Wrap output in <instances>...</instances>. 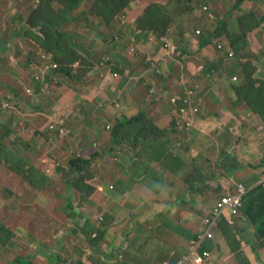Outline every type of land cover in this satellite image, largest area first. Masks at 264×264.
Returning a JSON list of instances; mask_svg holds the SVG:
<instances>
[{"label": "crops", "instance_id": "crops-1", "mask_svg": "<svg viewBox=\"0 0 264 264\" xmlns=\"http://www.w3.org/2000/svg\"><path fill=\"white\" fill-rule=\"evenodd\" d=\"M94 1L73 6L67 0L66 7L60 0H0V133H23L22 141L9 145L23 154L27 148L29 160L53 164L46 176L58 174L54 179L67 183L62 198L73 196L79 202L73 210L68 205L70 212H83L66 218L70 226L76 224L74 243L86 242L78 225L88 220L105 232L101 246L88 248L98 253L111 246L107 257L113 264H175L203 231V220L219 197L233 183L255 187L264 173V0H133L107 25L113 29L109 34L97 27L103 15L88 12ZM155 2L172 19L167 34L177 52L160 40L150 41L153 30L137 26ZM71 7V14L62 15ZM83 9L85 16L79 17ZM204 38L213 40L206 44ZM105 54L113 57L110 69L99 65ZM54 63L87 72L74 78L61 74L52 82ZM43 68L48 73L39 79ZM247 72L255 80L254 91L239 94ZM189 91L200 112L184 129L172 120L169 96L187 97ZM141 110L153 124L135 127L141 132L135 136L137 146L114 151L111 132L117 118ZM59 114L67 116L64 136L49 127L64 116ZM210 155L217 161H208ZM89 156L94 158L85 170L88 176L71 187V161ZM212 167L228 175L209 177ZM84 190L89 197L81 207ZM58 212L62 221L63 210ZM235 227L251 263L264 264V250L254 244V226L237 219ZM213 233L203 244L213 257L204 264H240L219 224ZM129 237L139 243L121 257L117 250Z\"/></svg>", "mask_w": 264, "mask_h": 264}, {"label": "rangeland", "instance_id": "rangeland-1", "mask_svg": "<svg viewBox=\"0 0 264 264\" xmlns=\"http://www.w3.org/2000/svg\"><path fill=\"white\" fill-rule=\"evenodd\" d=\"M119 19L122 21V16H119ZM196 32L199 33L201 31L196 30ZM51 36H54L53 33ZM112 63H113V58L107 68L110 69ZM158 72L160 74L165 73L163 69H159ZM42 73L43 71L39 73L41 77L43 76ZM47 73L48 72L44 73V77L46 76ZM115 75L118 76V74ZM182 80H185V77H182ZM184 97L185 96H182L181 94L178 93L172 94V102H173L172 120L174 119L176 121L175 124L177 126L185 129L190 127L194 122L193 114L191 113L192 110L194 108H198V111L196 112H200V106L192 97V91L188 92V96L186 98ZM173 98H176V101H173ZM181 101L183 102L184 105L180 104ZM100 105L101 106L106 105L105 101H102ZM116 105L118 108L123 109L121 107V103H117ZM182 106L185 107L184 111L181 110ZM59 115H64V116H61L57 122L53 121L51 123L55 128H57L56 132H59L60 134H62L61 136H64L65 134H67V128L64 126V122L67 116L65 114H59ZM188 122H191V125H188ZM107 126L109 129L111 128L109 124ZM61 128L64 129V132L61 131ZM23 136H25L23 133H16L14 135L6 137V134L0 133V137H3L0 140V144L4 145L5 147L6 144H10L11 142L17 144L18 140L22 141ZM15 151L21 152L23 154V149L21 148H17ZM24 151L25 152L23 156L27 158L26 160H28L27 148H24ZM217 155L219 156L218 153ZM217 159L218 158H215L213 155H210L208 157V161L210 162L212 161L216 162ZM30 161L31 164L35 165L37 168L40 169V167H42L45 170L44 171L43 169H40L42 173L48 172V170L53 167V164L48 162L41 163V161L39 159L37 160L36 158ZM15 162L17 163L18 160L16 159ZM16 163L2 160L1 151H0V219L4 218L3 220L13 228L14 230L13 237H15L14 238L15 243L13 245L10 244V246L7 245L0 247V264H12L14 257L18 255V253H21L27 257L29 256L30 258H32L33 264H54L50 260L49 258L50 256L48 257L46 253H48V255H51L53 253H58L55 250V248L60 246L61 249L64 248L62 253H64L66 249H68L70 252L69 255L67 254L63 255V260L65 262L67 261L66 263H70L72 261L71 264H80L78 261H82L80 257L84 255L85 256V260L83 258L84 264H113L107 257L108 248L107 250H105L102 247L101 250L98 251V253L96 252L93 253V251H91L88 248L90 245L87 242L81 243L83 247L81 246L80 243L76 244L73 242V240L77 236L75 231L76 224H72L70 226V223H68V219H66L68 218L70 212L66 201L68 200V198L66 197V195L65 198H62L64 195V190H66L67 183L63 181L61 177H59L58 179H54L58 175L55 174L54 178L49 177L51 183H49L44 188L38 187L33 183L31 179L23 175V173L16 167L18 166ZM213 169H215L213 172L208 173L209 177L228 175L225 172L224 174L221 172L224 170L219 169L218 172L216 168ZM227 172L230 173V170L227 169ZM236 185L237 183L235 185L233 183L231 185L232 187L229 188V190L234 189ZM49 187L51 191L53 190V193L49 191L50 190ZM61 189L63 191V194L58 193L57 195H55V193ZM46 190H48L49 193H47L48 191ZM54 190H56L55 193ZM207 191H211V190H207ZM16 202H19L18 211H16L17 210V207L15 206ZM78 202L79 201L77 199L76 200L73 199L74 205H77ZM206 205L211 207V205H213V202H208L206 200ZM23 207L25 210L24 212H22ZM60 209L63 210V213L65 214V215L63 214L65 219L63 218L62 221H61L62 214L58 212V210ZM205 214H207V211L205 212ZM78 217L79 215H76L75 218ZM64 226L66 227V229ZM59 228L62 231L57 230ZM63 233L66 234L63 235ZM58 239L60 241L63 240V242H60ZM132 243H139V241L136 239L132 240L130 239V237L127 238V240L123 242L121 251L117 250L119 256L121 253V257H123L131 247ZM41 248L42 251L44 250L46 253L40 251ZM79 252H83L84 254L80 255L81 253ZM114 264L116 263L114 262ZM144 264H149V262L145 261Z\"/></svg>", "mask_w": 264, "mask_h": 264}, {"label": "trees", "instance_id": "trees-1", "mask_svg": "<svg viewBox=\"0 0 264 264\" xmlns=\"http://www.w3.org/2000/svg\"><path fill=\"white\" fill-rule=\"evenodd\" d=\"M60 1L65 3L67 7L68 4L67 0H60ZM72 1L75 4L73 6H78V4H80L83 0H72ZM132 1L133 0H95L93 5L89 7L88 12L92 13L93 15L99 12L100 14L103 15L104 21L103 23L97 24V27L99 28L106 27L105 33L109 34L113 32V29L108 27L107 25L113 24L112 20L114 16L117 13L122 12L125 7H127L132 3ZM239 2L240 1L237 0L236 4ZM72 11H73V7L64 8L62 10V15H67L68 13L71 14ZM57 13H60L59 10H57ZM85 13L86 11L83 9L81 10V13L78 16L84 17ZM60 22L61 21H56V23H60ZM171 22L172 19L168 15L166 9L161 4L155 2L148 5L144 15L138 19L137 26L139 29L155 30L160 35H162L167 32ZM58 31L61 32L62 30H58ZM212 40L213 38H204L203 41L202 40L201 41L202 43H204L205 41V43L208 44L212 42ZM178 54L183 57L185 53L181 51ZM99 63H100L99 65L102 66L101 62ZM214 66L215 65H212L210 68H207L206 72H210L212 70L211 68H213ZM52 70L54 74H56L55 76H53V78H51L52 82L54 81L55 77H58L61 74L74 78L75 75L77 77H83L87 72V69L83 67H79L73 64L71 65V64H63V63L62 64L54 63L52 65ZM42 71L46 73L48 72V68H43ZM250 73L251 72H247V76L245 78L244 84L240 88H238L239 94H245L247 90L252 92L254 91L255 80H253L252 77L249 75ZM169 99L171 100V96H169ZM145 115L146 113L143 110H141L138 111L136 114L132 115V117L117 118L111 132L112 137L114 138V151H116L118 147L125 144L137 146V143L135 141V136L141 135V132L140 130H136L135 127L150 126L153 124L151 123V121H149L144 117ZM174 122L176 123L175 120ZM49 127L57 131V128L55 127L52 128L53 127L52 123L51 124L49 123ZM4 129L7 130L6 128ZM0 151H1L2 160L16 163L15 161L17 159L18 162L16 164L18 166L16 167L23 173L24 176L31 179L36 186L44 188L49 183H51L49 177L46 176L47 174L46 172L42 173V171L39 168L31 164L29 159H28L29 161L26 160L27 158L23 157L21 152L15 151L14 148H12L9 144L8 145L6 144V147L0 144ZM93 158L94 156H89L85 158L78 157L71 161L70 173L72 177H74L73 180H71V182L69 181L71 187H79L81 181L88 176L85 173V170L89 165H91ZM224 161L229 167L227 159ZM84 192L86 193V196L82 197L81 199L80 202L81 207L85 205L86 199L89 197V192L85 190ZM72 199H74L73 196H70L67 202V206L70 205L71 209L73 207L75 208V205L73 206V203L71 202ZM75 212L77 213L75 214ZM75 212L74 211L69 212V216L80 215L82 211L76 210ZM242 212L247 217L246 221L248 225L252 224L254 226V230H253V236L255 238L254 244L257 247L264 250V186L260 184L251 188V190L249 191L248 195L245 198L244 208ZM228 217L229 214H225L224 217H222V219L219 222V227L223 237L229 243L232 252L236 255L240 264H252L246 252L243 249V245L241 241L238 238L237 228L235 227L236 224L233 225L230 224L228 222ZM3 219H0V247L7 245L10 246V244L13 245L15 243L14 242L15 237H13L14 230ZM78 226L80 227L85 237L84 240H86V242L89 243L90 246L92 247L101 246L102 240L105 235V232L102 230V225H94L91 224L90 221L85 220L83 225L79 224ZM60 242H63V240H61ZM57 248H55L56 251ZM108 249L111 250V246H108ZM40 251H42V248ZM119 251H121V249H119ZM127 252H130V249ZM43 253H45L44 250ZM83 254L84 253L81 252L80 255ZM46 255L48 257L50 256L49 258L54 264H61L64 253L58 252V253H53L51 255H48V253H46ZM80 259H82V257H80ZM83 262H84L83 260L79 261L80 264H84ZM71 263L72 261L67 264H71ZM12 264H33V259L30 258L29 256L27 257L21 253H18V255L14 257Z\"/></svg>", "mask_w": 264, "mask_h": 264}, {"label": "built area", "instance_id": "built-area-1", "mask_svg": "<svg viewBox=\"0 0 264 264\" xmlns=\"http://www.w3.org/2000/svg\"><path fill=\"white\" fill-rule=\"evenodd\" d=\"M151 38L155 39L154 36ZM162 39L167 42L166 38L163 37ZM169 43H166V45H169ZM170 45L172 44L170 43ZM218 46L221 48L222 44L218 43ZM172 48L173 52H175L176 46H172ZM230 55H233L232 51L230 52ZM173 101H176V98H173ZM181 105H184L183 102ZM181 110L184 111L185 107L182 106ZM196 111H198V108H194L191 113L194 115ZM188 125H191V122H188ZM52 128H54V126ZM61 131L64 132V129ZM248 190L249 189L246 185L239 183L235 191H229L217 200L211 214L206 216L203 220V231L197 238L191 240L189 251L185 253L175 264H203L212 258V252L208 250L200 253L199 250L203 242L208 237L213 236V228L217 226L218 222L225 214H229L228 221L230 224L235 223V218L241 216L242 214L241 209L243 207L244 196L247 194Z\"/></svg>", "mask_w": 264, "mask_h": 264}, {"label": "clouds", "instance_id": "clouds-1", "mask_svg": "<svg viewBox=\"0 0 264 264\" xmlns=\"http://www.w3.org/2000/svg\"><path fill=\"white\" fill-rule=\"evenodd\" d=\"M118 17V16H117ZM127 21V18H126V16L125 15H122V22L123 23H125ZM124 25V24H123ZM200 33V32H199ZM152 36H154L155 37V39H152L151 37ZM120 36H118V38H119ZM166 38L167 39V42H165L164 41V39H162V38ZM149 40L150 41H152V42H156V41H158V40H160L162 43H163V46L165 47V48H167V49H169L170 51L172 50L173 51V48H172V46H176V51L175 52H177V50H178V46L177 45H175V44H173V43H171V39H170V37L168 36V34H167V32L165 33V34H162V35H160L158 32L157 33H154V30H153V32H151L150 33V37H149ZM172 44V45H170V43ZM166 43H169V45H166ZM218 43H221L222 44V47L221 48H223L224 46H223V43L222 42H217V46H218ZM218 48H220L219 46H218ZM220 48V49H221ZM231 52V51H230ZM230 52H229V55H230ZM233 53V52H232ZM234 55V54H233ZM230 56H232V55H230ZM112 56L111 55H109V54H105L103 57H102V59L100 60V62H101V65H102V67H104V68H106V67H108L109 66V63H111V60H112ZM104 62V63H103ZM56 65V64H55ZM155 66L157 67V72H158V70L159 69H161L159 66H158V64L155 62ZM159 73V72H158ZM160 74V73H159ZM38 78H40L41 76L39 75V76H37ZM184 98H186V97H184ZM170 102H172V96H171V100H170ZM180 104H182V101L180 102ZM172 105H173V102H172ZM197 113V112H196ZM195 113V114H196ZM177 120V119H176ZM181 122H182V120H181ZM64 126L67 128V123H66V119H65V124H64ZM61 130H62V128H61ZM264 173H262L261 174V178H260V180H259V183L257 184V185H262V186H264ZM240 183H242V182H240ZM239 183H237V185H238ZM244 185H246L245 183H243ZM237 185L235 186V188L234 189H232V190H228L227 192H229V191H235L236 189H237ZM247 186V185H246ZM248 187V186H247ZM253 188V187H252ZM248 192H247V194L244 196V202H245V198H246V196L248 195V193H249V191L251 190V188L250 187H248ZM227 192H225V193H227ZM224 193V194H225ZM224 194H222V195H224ZM221 195V196H222ZM220 196V197H221ZM219 197V198H220ZM217 202V201H216ZM244 202H243V207H242V211H243V208H244ZM216 205V204H215ZM214 205V206H215ZM214 208V207H213ZM213 208L211 209V211L213 210ZM211 211L209 212V214L208 215H210L211 214ZM241 211V212H242ZM208 215H206V216H208ZM205 216V217H206ZM224 217V216H223ZM103 219V218H102ZM222 219V218H221ZM220 219V220H221ZM237 219H242V220H244V221H246V219H247V217L243 214V212H242V214H241V216H239V217H237V218H235V223L234 224H236V221H237ZM220 222V221H219ZM219 222H218V224H219ZM229 222V221H228ZM233 225V224H232ZM201 233V232H200ZM199 233V234H200ZM198 234V235H199ZM214 234V233H213ZM198 237V236H197ZM196 237V238H197ZM213 237V236H212ZM212 237H208L207 239H209V238H212ZM194 239V238H193ZM206 241V240H205ZM204 241V242H205ZM204 242H203V244H204ZM203 244H202V246H201V248H200V253H202L203 251H205V250H208V249H205L204 247H203ZM189 251V250H188ZM187 251V252H188ZM208 251H210V252H212L211 250H208ZM186 252V253H187ZM212 257H213V253H212ZM212 259V258H211ZM210 259V260H211ZM208 262V261H207ZM207 262H205V263H207ZM167 264V263H166ZM204 264V263H203Z\"/></svg>", "mask_w": 264, "mask_h": 264}]
</instances>
